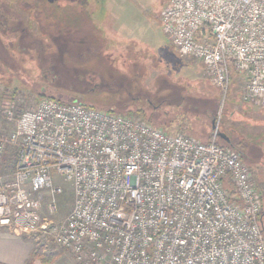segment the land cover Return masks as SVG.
<instances>
[{
	"label": "built area",
	"instance_id": "2783aa9c",
	"mask_svg": "<svg viewBox=\"0 0 264 264\" xmlns=\"http://www.w3.org/2000/svg\"><path fill=\"white\" fill-rule=\"evenodd\" d=\"M161 22L223 100L234 62L244 99L264 105V0H169ZM2 112L13 126L0 130V225L13 233L51 239L77 264H264L262 195L218 127L203 142L51 97ZM60 179L73 196L64 220Z\"/></svg>",
	"mask_w": 264,
	"mask_h": 264
},
{
	"label": "rangeland",
	"instance_id": "374dc122",
	"mask_svg": "<svg viewBox=\"0 0 264 264\" xmlns=\"http://www.w3.org/2000/svg\"><path fill=\"white\" fill-rule=\"evenodd\" d=\"M168 2L0 0V130L8 133L13 126L2 112L8 101L18 112L43 97L80 99L142 118L164 132L178 127L203 142L218 127V142L239 153L264 201V125L255 123L264 121V105L244 99L234 62L223 100L206 63L180 54L161 22ZM10 158L9 152L4 159ZM58 182L65 193L57 220H64L72 208V188ZM35 246L43 255L73 258L51 239Z\"/></svg>",
	"mask_w": 264,
	"mask_h": 264
},
{
	"label": "crops",
	"instance_id": "0c3cea01",
	"mask_svg": "<svg viewBox=\"0 0 264 264\" xmlns=\"http://www.w3.org/2000/svg\"><path fill=\"white\" fill-rule=\"evenodd\" d=\"M114 53L115 49L109 50V54ZM178 129L177 127V130L173 132L179 131ZM222 133L224 134L225 132ZM35 243L36 240L33 235L15 234L0 225V264H77L74 257H57L53 262H44L39 257L33 258Z\"/></svg>",
	"mask_w": 264,
	"mask_h": 264
},
{
	"label": "trees",
	"instance_id": "16d2710c",
	"mask_svg": "<svg viewBox=\"0 0 264 264\" xmlns=\"http://www.w3.org/2000/svg\"><path fill=\"white\" fill-rule=\"evenodd\" d=\"M110 111H113V110H110ZM125 115H128V114H125ZM260 122L259 121H256L255 123L256 124H263L264 125V121H260ZM57 255H58V253H53V254H50V255H43L41 252H39V250L37 248H35L32 257L33 258L39 257L44 262H53V261H55V259H57V257H58Z\"/></svg>",
	"mask_w": 264,
	"mask_h": 264
},
{
	"label": "water",
	"instance_id": "95a60500",
	"mask_svg": "<svg viewBox=\"0 0 264 264\" xmlns=\"http://www.w3.org/2000/svg\"><path fill=\"white\" fill-rule=\"evenodd\" d=\"M82 104H84L82 101H81ZM85 105V104H84ZM93 107V106H92ZM96 108H99V107H96ZM103 109V108H102Z\"/></svg>",
	"mask_w": 264,
	"mask_h": 264
},
{
	"label": "flooded vegetation",
	"instance_id": "af4514ba",
	"mask_svg": "<svg viewBox=\"0 0 264 264\" xmlns=\"http://www.w3.org/2000/svg\"><path fill=\"white\" fill-rule=\"evenodd\" d=\"M74 100H76V99H74ZM78 100H80V99H78ZM219 135H220V133H219ZM263 211H264V208H263Z\"/></svg>",
	"mask_w": 264,
	"mask_h": 264
}]
</instances>
